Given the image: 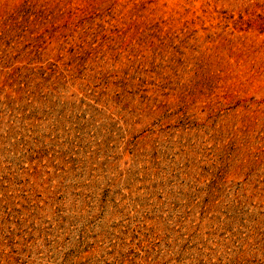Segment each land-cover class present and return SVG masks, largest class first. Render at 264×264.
<instances>
[{"label": "rangeland", "instance_id": "rangeland-1", "mask_svg": "<svg viewBox=\"0 0 264 264\" xmlns=\"http://www.w3.org/2000/svg\"><path fill=\"white\" fill-rule=\"evenodd\" d=\"M0 264H264V0H0Z\"/></svg>", "mask_w": 264, "mask_h": 264}]
</instances>
